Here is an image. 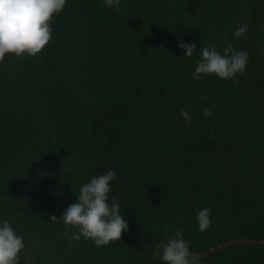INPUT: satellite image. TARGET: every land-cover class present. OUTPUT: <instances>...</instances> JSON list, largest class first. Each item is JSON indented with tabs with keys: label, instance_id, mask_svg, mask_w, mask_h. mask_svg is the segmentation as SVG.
Wrapping results in <instances>:
<instances>
[{
	"label": "trees",
	"instance_id": "1",
	"mask_svg": "<svg viewBox=\"0 0 264 264\" xmlns=\"http://www.w3.org/2000/svg\"><path fill=\"white\" fill-rule=\"evenodd\" d=\"M51 23L41 52L0 62V218L24 236L19 264L34 249L57 264H161L152 244L165 228H183L196 253L264 238V0H121L119 13L67 0ZM180 40L197 45L192 57ZM209 43L246 49V70L193 80ZM110 168L130 227L97 247L51 217ZM202 207L212 214L203 233ZM201 262L264 264V243Z\"/></svg>",
	"mask_w": 264,
	"mask_h": 264
},
{
	"label": "clouds",
	"instance_id": "2",
	"mask_svg": "<svg viewBox=\"0 0 264 264\" xmlns=\"http://www.w3.org/2000/svg\"><path fill=\"white\" fill-rule=\"evenodd\" d=\"M103 5L119 13L121 0H102ZM67 0H0V62L10 53L16 56L25 54L35 56L41 52L52 37V20L65 7ZM249 25L241 23L233 32L234 37L243 36ZM178 47L184 49L185 57H192L197 45L194 42L178 41ZM246 49H236L231 43L218 50L217 45L209 43L199 53L195 61L193 80L202 75L214 74L220 79H230L237 73H243L249 60ZM215 105L204 107L202 115L211 117ZM180 115L187 123L192 116L186 109ZM116 179V170L108 169L82 182L76 200L67 205L59 218L65 225L76 229L72 238L91 240L101 247L112 241L120 240L122 232L129 230V222L121 214L120 204L109 194L112 182ZM198 230L203 233L212 224L211 209L202 207L196 211ZM165 239L152 244L154 258L161 264H202L198 253L191 250L190 241L185 238L184 230L176 227L171 231L164 229ZM170 233V234H169ZM25 248L24 236L19 233L7 218H0V264H19L20 253Z\"/></svg>",
	"mask_w": 264,
	"mask_h": 264
},
{
	"label": "water",
	"instance_id": "3",
	"mask_svg": "<svg viewBox=\"0 0 264 264\" xmlns=\"http://www.w3.org/2000/svg\"><path fill=\"white\" fill-rule=\"evenodd\" d=\"M261 243H264V238H261V239H245V238H241V239H234V240H229V241H226L224 242L223 244H220L216 247H213V248H209L205 251H202L199 254L200 256V259L207 256V255H210L214 252H217V251H220L222 249H225L227 247H231V246H234V245H238V244H246V245H257V244H261Z\"/></svg>",
	"mask_w": 264,
	"mask_h": 264
},
{
	"label": "rangeland",
	"instance_id": "4",
	"mask_svg": "<svg viewBox=\"0 0 264 264\" xmlns=\"http://www.w3.org/2000/svg\"><path fill=\"white\" fill-rule=\"evenodd\" d=\"M27 257V264H57L53 262L51 256H44L43 253H40L38 251L31 250L26 253Z\"/></svg>",
	"mask_w": 264,
	"mask_h": 264
}]
</instances>
